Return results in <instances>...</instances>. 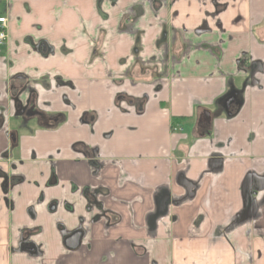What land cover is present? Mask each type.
I'll return each mask as SVG.
<instances>
[{
    "label": "crops",
    "instance_id": "0c3cea01",
    "mask_svg": "<svg viewBox=\"0 0 264 264\" xmlns=\"http://www.w3.org/2000/svg\"><path fill=\"white\" fill-rule=\"evenodd\" d=\"M0 16V112L31 85L63 116L20 136L37 184L5 192L0 162V264H264V0H0Z\"/></svg>",
    "mask_w": 264,
    "mask_h": 264
},
{
    "label": "flooded vegetation",
    "instance_id": "af4514ba",
    "mask_svg": "<svg viewBox=\"0 0 264 264\" xmlns=\"http://www.w3.org/2000/svg\"><path fill=\"white\" fill-rule=\"evenodd\" d=\"M226 6V5H225ZM214 15H217L216 13ZM213 16V15H212ZM27 89V94L29 93L30 96L28 100L26 99L24 101H15V111L10 117H5L3 115V112H0V129H4L5 136L8 138V148L0 153V162L6 163L7 159H10L8 163V168L9 172H4L3 173V181L1 182V188L5 189L4 191L7 192V186H8V175H10V188H14L16 185L23 183V182H37L35 180L29 179L25 173H17L16 170L18 167H20L25 160L18 159V157H14V153L16 154L17 151V146L20 140V136L18 133L19 127H24L28 132H26V135L28 136H35L37 133L40 131H46V130H56L60 126V124L63 121V116L58 114V113H52L51 111H48L50 108L51 102L50 101H42L38 102V98H36V93H34V89L30 85L29 87H26ZM51 88L49 87L46 91V93L53 92L50 90ZM122 97V93H119L116 95V98L119 100ZM16 99V98H15ZM20 119V120H17ZM15 122H18L17 125ZM72 151H75L78 153L77 158H73L74 161H79V160H84L87 165L93 164L92 159L88 158L87 155L92 153V154H97V149L94 146L91 145H86L82 143H72L71 147ZM75 154V153H74ZM12 156V157H11ZM29 156L30 159L33 163H30L29 166L31 167H37L39 163H36L40 159L36 156V153L33 149L29 151ZM53 156L50 154L44 155V159H42V162H49L50 163V168L51 172L48 176V183L47 184H54L57 181L56 175H55V167L56 164L58 163L59 159H53ZM41 158V157H40ZM99 165V164H97ZM1 169V168H0ZM93 196L92 192H89ZM41 197V196H40ZM40 199V198H39ZM31 230V229H29ZM34 229L33 231H35ZM39 230V229H38ZM75 231L81 232L82 236L80 238H83L84 234L87 232V228L82 224L78 228L70 231L68 235L72 234ZM32 232V231H31ZM66 235V237L68 236ZM22 236V235H21ZM65 239V238H64ZM29 241V236H22L20 238V244L19 248L20 249H25L28 250L31 254L38 256L41 254L38 245H30L28 243ZM80 244V243H79ZM79 247V246H78ZM78 249V248H76ZM74 249V250H76Z\"/></svg>",
    "mask_w": 264,
    "mask_h": 264
},
{
    "label": "water",
    "instance_id": "95a60500",
    "mask_svg": "<svg viewBox=\"0 0 264 264\" xmlns=\"http://www.w3.org/2000/svg\"><path fill=\"white\" fill-rule=\"evenodd\" d=\"M194 188H195V186H194ZM159 206H160L161 209H164L166 207V201H161V204ZM81 234H82L81 232L75 231L72 234H70L67 237H65L64 245H65L67 250H74V249L78 248L79 243H80V238L82 236Z\"/></svg>",
    "mask_w": 264,
    "mask_h": 264
},
{
    "label": "built area",
    "instance_id": "2783aa9c",
    "mask_svg": "<svg viewBox=\"0 0 264 264\" xmlns=\"http://www.w3.org/2000/svg\"><path fill=\"white\" fill-rule=\"evenodd\" d=\"M7 19L5 16H0V45H3L7 40V27H6ZM176 129V128H174ZM179 130L181 128L179 127Z\"/></svg>",
    "mask_w": 264,
    "mask_h": 264
},
{
    "label": "rangeland",
    "instance_id": "374dc122",
    "mask_svg": "<svg viewBox=\"0 0 264 264\" xmlns=\"http://www.w3.org/2000/svg\"><path fill=\"white\" fill-rule=\"evenodd\" d=\"M17 120H20V119H17ZM17 123H18V122H15L16 125H17ZM75 129H76V128H75ZM18 130H19V131H18L19 136H22V135L26 134V132H28V131L26 130V128H24V127H19ZM85 131L88 132V133H91V134H92V128H91V127H89V131H88L87 129H85Z\"/></svg>",
    "mask_w": 264,
    "mask_h": 264
}]
</instances>
